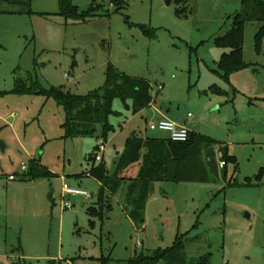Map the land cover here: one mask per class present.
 <instances>
[{
	"label": "rangeland",
	"instance_id": "1",
	"mask_svg": "<svg viewBox=\"0 0 264 264\" xmlns=\"http://www.w3.org/2000/svg\"><path fill=\"white\" fill-rule=\"evenodd\" d=\"M93 1L109 16L85 24L58 16V0H32L29 8L0 3V264H98L100 257L126 264L181 236L188 262L209 255V264H264V179H254L264 168V41L259 53L254 47L260 24H244V68L224 80L217 64L229 51L215 40L232 29L241 0H126L119 12L112 0L71 4L84 11ZM108 67L161 90L136 115L114 100L115 132L105 143L99 127L93 136L64 138L65 116L53 100L11 94L30 75L44 89L86 96L103 87ZM158 111L219 144L212 149L216 175L207 184H153L141 229L124 211L123 188L101 218L88 215L98 210L99 192L86 175L89 156L100 155L112 176L132 133L164 138L147 128ZM102 145L103 153L94 151ZM224 148L236 158L225 169ZM31 160L52 177L25 180ZM63 184L89 198H70L72 209H61Z\"/></svg>",
	"mask_w": 264,
	"mask_h": 264
},
{
	"label": "trees",
	"instance_id": "2",
	"mask_svg": "<svg viewBox=\"0 0 264 264\" xmlns=\"http://www.w3.org/2000/svg\"><path fill=\"white\" fill-rule=\"evenodd\" d=\"M32 0H0V3L28 7ZM179 3L182 1L178 0ZM59 13L66 22L88 23L101 15L109 16L102 4H91L82 11L71 4V0H58ZM242 11L234 19L232 29L222 38L215 40L217 48L228 50L223 54L217 64L218 72L222 73L224 80L234 72L244 68L242 60L243 27L247 22L260 24L254 36L256 53L260 52L264 41V0H241ZM114 12L127 7L126 0L110 2ZM29 8V7H28ZM3 14L5 12H2ZM9 13V12H8ZM11 14V13H9ZM13 14L22 15V12ZM28 14L30 11L28 10ZM176 17L180 12L176 11ZM29 82L16 80L13 95H35L53 100L62 110L65 120L61 125L64 138L89 137L100 128V139L107 142L108 137L115 132L109 123V118L115 115L112 111L114 100H120L124 109L132 115L146 110L153 102L150 94V84L144 80L131 79L108 67L105 73V83L102 88L86 96H75L63 88L50 87L44 89L37 81ZM119 115V114H117ZM219 145L217 142L197 133L190 132L184 143H174L168 139L142 138L132 133L124 142L123 151L117 155L116 168L112 176L108 175L105 166L100 162L94 166L95 152L89 156L88 162L92 166L86 175L100 184L96 205L98 210L91 207L87 209L92 217L102 216L104 208L110 209L109 198L118 190L124 189V211L128 218L140 229L144 223V210L152 193L153 184L165 183H196L207 184L215 176V162L212 149ZM98 148L95 147L96 151ZM205 156V160L202 157ZM224 169L228 163L235 165L236 158L228 156L226 148L222 154ZM27 171V170H26ZM25 171V172H26ZM25 180L33 181L41 178H51L52 175L31 160ZM264 179V168H261L255 181ZM246 182H250L249 179ZM98 264H108L109 258L100 257ZM126 264H209V255L188 262L184 254V236L177 237L173 246L165 250H157L149 256H139Z\"/></svg>",
	"mask_w": 264,
	"mask_h": 264
},
{
	"label": "built area",
	"instance_id": "3",
	"mask_svg": "<svg viewBox=\"0 0 264 264\" xmlns=\"http://www.w3.org/2000/svg\"><path fill=\"white\" fill-rule=\"evenodd\" d=\"M160 90H161L160 86L157 87L156 91H154L151 88L150 90L151 97L154 98L156 95V92ZM187 117L190 118V115H188ZM147 128L150 132H156V133L164 135L166 139L174 143L186 142L190 134V131L188 130L186 126L178 124L171 120L163 119V118L158 119V120L149 121ZM97 148H98L99 153H103L105 150L103 145ZM101 161H102V158L100 157V155L98 156L96 154L95 162H101ZM223 167H224V162H221L220 168H223ZM21 170L25 172L27 168L25 166H22ZM9 180H14V178L9 177ZM75 197H82V198L88 199L89 195L84 191H81L76 188H70L66 184H63L62 185V196H61V199H62L61 209L71 210L73 205L71 204L69 199L75 198Z\"/></svg>",
	"mask_w": 264,
	"mask_h": 264
},
{
	"label": "crops",
	"instance_id": "4",
	"mask_svg": "<svg viewBox=\"0 0 264 264\" xmlns=\"http://www.w3.org/2000/svg\"><path fill=\"white\" fill-rule=\"evenodd\" d=\"M112 1H114V0H112ZM111 1V2H112ZM91 4H100V3H97V2H95V1H93ZM90 4V5H91ZM103 5V4H102ZM110 5V4H109ZM73 6H75V5H73ZM104 6V5H103ZM75 7H77V6H75ZM78 8V7H77ZM79 9V8H78ZM159 112V111H158ZM141 113V112H140ZM139 113V114H140ZM159 116V118H157V119H162V118H164V115L163 114H161V112H159L158 113V115L156 116V117H158ZM188 116V115H187ZM188 118V117H187ZM176 123H178V124H181V125H184V126H186V123H185V120L184 121H175ZM135 133V132H134ZM165 138V137H164ZM164 138H160V139H164ZM127 139V138H126ZM125 139V140H126ZM125 142V141H124ZM117 155H119V153L117 154ZM77 178H81L80 176L79 177H77ZM89 178H91V177H89ZM93 179V178H92ZM94 180V179H93ZM94 181H96V180H94ZM97 182V181H96ZM98 183V182H97ZM99 184V183H98ZM100 184H99V189H100Z\"/></svg>",
	"mask_w": 264,
	"mask_h": 264
},
{
	"label": "water",
	"instance_id": "5",
	"mask_svg": "<svg viewBox=\"0 0 264 264\" xmlns=\"http://www.w3.org/2000/svg\"><path fill=\"white\" fill-rule=\"evenodd\" d=\"M254 179H255V177H254Z\"/></svg>",
	"mask_w": 264,
	"mask_h": 264
}]
</instances>
